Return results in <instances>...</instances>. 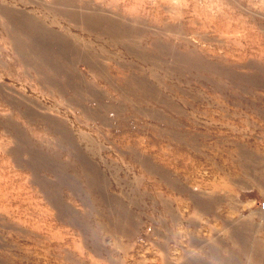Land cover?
<instances>
[{
    "label": "rangeland",
    "instance_id": "obj_1",
    "mask_svg": "<svg viewBox=\"0 0 264 264\" xmlns=\"http://www.w3.org/2000/svg\"><path fill=\"white\" fill-rule=\"evenodd\" d=\"M0 264H264V0H0Z\"/></svg>",
    "mask_w": 264,
    "mask_h": 264
},
{
    "label": "bare ground",
    "instance_id": "obj_2",
    "mask_svg": "<svg viewBox=\"0 0 264 264\" xmlns=\"http://www.w3.org/2000/svg\"><path fill=\"white\" fill-rule=\"evenodd\" d=\"M178 109V108H177ZM184 112V111H183Z\"/></svg>",
    "mask_w": 264,
    "mask_h": 264
}]
</instances>
